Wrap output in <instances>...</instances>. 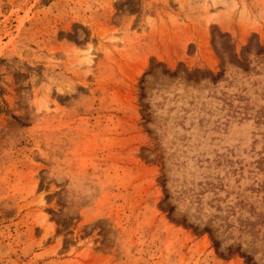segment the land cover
Listing matches in <instances>:
<instances>
[{"label":"rangeland","instance_id":"rangeland-1","mask_svg":"<svg viewBox=\"0 0 264 264\" xmlns=\"http://www.w3.org/2000/svg\"><path fill=\"white\" fill-rule=\"evenodd\" d=\"M250 262L264 0H0V264Z\"/></svg>","mask_w":264,"mask_h":264},{"label":"trees","instance_id":"trees-1","mask_svg":"<svg viewBox=\"0 0 264 264\" xmlns=\"http://www.w3.org/2000/svg\"><path fill=\"white\" fill-rule=\"evenodd\" d=\"M217 242L213 241V245L216 246ZM240 255L243 257L244 262H248V260L250 259V257H248L247 255H244L242 253H240ZM249 264H254L253 262H250Z\"/></svg>","mask_w":264,"mask_h":264},{"label":"bare ground","instance_id":"bare-ground-1","mask_svg":"<svg viewBox=\"0 0 264 264\" xmlns=\"http://www.w3.org/2000/svg\"><path fill=\"white\" fill-rule=\"evenodd\" d=\"M89 55H90L89 53H86V54L84 55V60L87 61V62L91 61V58H90Z\"/></svg>","mask_w":264,"mask_h":264}]
</instances>
